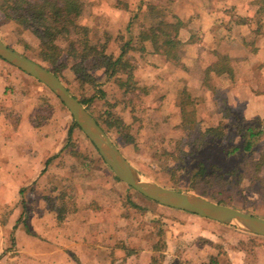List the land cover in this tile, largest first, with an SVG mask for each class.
<instances>
[{
  "label": "crops",
  "instance_id": "crops-1",
  "mask_svg": "<svg viewBox=\"0 0 264 264\" xmlns=\"http://www.w3.org/2000/svg\"><path fill=\"white\" fill-rule=\"evenodd\" d=\"M216 1L205 7L206 14L202 18L192 12L194 9L202 12L199 6L204 0H198V5H194V0H171L168 4L172 14L168 21L177 17L185 24L180 32L181 67L172 64L167 56L152 53L149 49L145 54H137L138 60L149 59L151 66L146 67L153 74L140 82L134 71L139 86L150 91L144 101L146 112H155V108L158 110L163 105L169 107L173 113L168 121L172 134H176L171 137L180 136L177 134L182 131L178 128L182 122L178 99L183 91L198 100V118L204 125L225 121L221 106L248 120L264 119V18L256 21L258 7L255 1L258 0H221L220 7ZM108 7L104 22L105 18L109 19V12L129 13L124 28L139 11L138 6L134 8L129 3L127 7L119 6L118 0H108ZM141 10L143 15L147 14L144 7ZM112 23L103 24V27L115 33L123 29L113 28ZM150 24L154 23L146 19L142 23L136 22L133 29L137 32L139 26ZM221 60L228 62L232 76L228 69L218 72L222 68ZM6 63L0 58V264H132L136 258L129 260L126 257L140 251L144 260L138 264H151L153 248L148 251L150 245L135 250L127 247L121 217L113 219L111 214L105 215L104 199L94 197L97 189L103 191L109 186L110 173L107 171L105 178L101 173L103 167L96 165L90 178L87 176L79 185L76 181L79 178L73 170H64L63 156L70 155L66 149L70 135L67 139L63 136L65 117H59L62 124L60 121L58 125L45 123V117L41 119L39 110L33 107L40 101L33 99L36 101L29 103L24 100L25 93L30 95L28 89L16 103L15 75L20 74ZM164 73L176 77L175 85L163 84ZM20 77L22 83L27 82L26 86L40 90V82L33 81L32 77L31 80ZM35 88L33 91H38ZM49 101L63 114L60 101ZM152 104L158 106L149 109ZM65 173L70 179L63 178ZM71 181L76 182L72 184ZM80 186L85 189L81 197ZM76 189L78 192L74 193ZM62 193L70 195L67 196L69 203ZM94 200L100 205L97 209L90 208ZM70 203L74 209L72 206L70 210L67 208ZM122 220L126 222L124 218ZM259 242L253 247L257 259L252 264H264V242ZM199 248L209 255L210 261L216 257L219 264H251L244 260L247 250H242L240 260L234 252L241 249L225 248L228 258L224 259L223 253L226 252L216 244L200 245ZM189 252V260H186L190 264H193L191 260H195V255L202 256L196 250L192 252L190 246L186 254Z\"/></svg>",
  "mask_w": 264,
  "mask_h": 264
},
{
  "label": "trees",
  "instance_id": "trees-1",
  "mask_svg": "<svg viewBox=\"0 0 264 264\" xmlns=\"http://www.w3.org/2000/svg\"><path fill=\"white\" fill-rule=\"evenodd\" d=\"M148 4L153 11L156 7H161L155 1ZM144 5L145 1H142L139 10ZM84 6L83 0H0V23L12 22L18 31H28L33 35L37 39V47H31L23 41L26 51L23 53L55 73L64 84L67 83L65 85L68 90L83 105L88 106L97 123L118 147L122 140L133 144L136 135L131 133V129L138 119L135 113L137 109L146 113L147 108L140 106L144 105L145 98L150 94L147 88L139 86L136 82L134 71L138 61L137 54H145L149 49L152 53L167 56L172 64L181 67L180 32L185 24L177 17L172 21L163 17L155 24L139 26L135 32V16L128 26L115 33L111 29L100 27L98 21L93 18L88 25L90 27L85 28L86 38L81 42L84 46L80 48L76 43H72L65 55L58 41L70 35ZM90 30L96 34L93 38L88 36ZM99 33L101 35L98 37ZM67 61H73V64L66 80L63 78V72L67 68ZM220 67L222 68L218 69V72L228 69L230 75H233L226 60H221ZM98 71L103 73L102 76L115 80L116 85L120 84L122 96L115 97L114 102H107V89L99 85ZM55 100L58 101L56 98ZM99 102L103 103L102 106L108 105V108H99ZM197 104L198 100L187 91H183L179 96L182 122L178 128L186 134L170 136L169 139L174 142L173 148L164 149L151 159L150 167L155 172L153 179L168 188L193 191L211 201L239 209L243 206L238 204V199L243 198L246 201L247 191H253L264 200V119L248 120L235 114L230 120L208 126L198 118ZM119 106L122 107L123 113L116 115L111 110L119 109ZM68 116L70 117L69 114ZM71 122L70 138L73 130L79 129L72 120ZM142 127L137 130L140 131ZM99 160L103 162L100 157ZM159 174H162L165 180L160 178ZM113 178L117 179L115 176ZM184 180L188 184L185 188L181 186ZM128 203L138 211H146L145 207L133 200ZM146 214L147 212H144L141 215L145 217ZM131 219L133 223L137 221L136 216ZM174 231L175 228L165 221L159 220L157 225L153 220L145 221L140 234L145 236L151 232L154 235L150 241H146L153 248L151 264H184L182 259L186 257L179 260L175 255L169 254L173 252V238H185L187 232L183 230L182 234H176ZM254 236L264 240V237ZM200 239L202 245L211 244L206 237L201 236ZM180 242L187 248L191 245L187 239ZM144 246L142 245L141 249L145 248ZM214 263H219L216 257H212L211 264Z\"/></svg>",
  "mask_w": 264,
  "mask_h": 264
},
{
  "label": "rangeland",
  "instance_id": "rangeland-1",
  "mask_svg": "<svg viewBox=\"0 0 264 264\" xmlns=\"http://www.w3.org/2000/svg\"><path fill=\"white\" fill-rule=\"evenodd\" d=\"M140 1L142 2V0H129V2L128 0H118V4L119 6L126 5L127 7L129 3V5H132L134 8L137 6L140 8V4H141ZM143 1H148L147 3L145 2V5H144V13H147V14L143 15L142 10H139L136 14H134L132 17L137 16L135 23H134L135 26H136V22L142 23L146 19L148 21H151V23H154V24L162 20L163 17H166L167 20L171 19L172 14L170 13V8L168 5L171 0H150V1H155V2L159 1L158 3L161 7L159 6H158L159 8L156 7L155 11L151 10L150 7L148 6L149 5L148 3L150 2L149 0H143ZM163 1H165L164 4H162ZM214 1L216 0H204V4H201L199 6L202 9V12L196 11V9H194V11L192 12V15L200 14L202 18L206 14L205 7L212 6ZM83 2L85 6L83 10L79 13L78 18L76 19L71 29L70 35L67 37L61 38L58 41L60 46L64 49L65 55L69 52L70 46L72 43H76L80 48L84 46V44H82L81 42L84 41L86 38L85 28L90 27L88 25H90V21H92L93 18L98 19L97 23L101 27L103 26V24H111L112 22H115V23H112L113 28L121 29V28H124L125 23H127L126 20L129 17V13H127V11L123 13H117V11L109 12V19L105 18L106 21L105 22L103 21V18L105 16L107 17L108 15V12H106L107 10H109L108 0H83ZM220 2L222 1L217 0L215 2L216 5H218V7L221 6ZM193 3L194 5H198V0H194ZM255 4L258 7L255 10L256 11L255 18L257 21L261 19L262 17L264 18V1L263 0L255 1ZM220 13L224 15L222 11H220ZM227 17L229 18V16ZM93 34H94V31L90 30L88 34L89 38H93L94 36H96V34L94 35ZM97 35L99 37L101 34L99 33ZM0 38L7 45L11 46L12 48H15L17 51H20L22 53L25 51L24 45L22 44L23 41L27 45L34 47V48H36L38 45L37 39L33 35H31L28 31H25V32L18 31L12 22L7 23V24L0 23ZM164 60L166 59L164 58ZM72 62L73 61L66 62L67 68L63 72V76H64L63 78H65L66 80L70 76V67L73 64ZM7 65L10 66L12 69H14L16 73H18V75L20 74L21 76H23L24 79L31 80L30 79L31 77L25 74L23 71L9 64ZM135 65H136L135 72L137 75V79H139L140 82H141V79H143L144 77H152L153 74L149 73L148 68L146 67V66H151L149 59L138 60ZM98 74L100 75L99 85L104 86L105 89H107V93H108L107 102L108 103H110V101L114 102L115 97L120 98L122 96V88L120 84L116 85L115 80H110L108 79L109 77L102 76L103 73L101 71L100 72L98 71ZM20 75L19 76L15 75L16 76L15 77V82H16L15 88L18 92L17 94H15V102L16 103L20 102L19 100L22 97V93H24V91H26L27 89H28V92L31 91L30 95H26V93L24 94L25 95L24 100L29 101V103L32 101H36V100L40 101V103L37 102V104L33 105V107L36 110H39L41 119L42 117H45V121H44L45 123L49 124L53 122V125H55L56 123L58 125L60 121V118H59L60 115H62V118L65 117L64 118L65 120L62 119L65 122L62 121L63 122L62 124V122L60 121V123L62 124V127L63 126L65 127V129L63 127V131L65 130V135L63 136H65V139H67L69 137V134L67 135V133L69 132L70 127L72 126L71 120L73 121L68 110L65 108L64 105H62L63 114H61L62 112L58 111V107L54 105L52 101H49L52 99L55 100V98L58 101H60L55 94H53L47 87H45L41 83H40V86H41L40 90L36 89L33 86H28V85L26 86L27 82L23 81L22 83ZM162 80H163L162 82L164 85L166 84V85L172 86V85H175L176 77L173 76L172 73L171 74L164 73L162 76ZM33 81L37 82V80H33ZM139 81L137 80V82L139 83L138 85H140ZM147 81H149V79H147ZM30 87H31V90H30ZM148 87L150 90H153L152 86H148ZM34 88L38 91L34 92L33 91ZM33 99H36V100H33ZM98 105H99V108H103V109L108 108V105L102 106L103 103L101 102H99ZM143 106L145 107V104L141 105L140 107L144 108ZM157 106L158 105L152 104L149 109H151V107H157ZM168 108L163 105L158 110H156L155 108V112L148 111L146 113L141 112L139 109H137V112L135 114L137 115L138 119L136 120V123L133 129H131V133L136 135L135 143L127 144L125 140H122V143H120L119 145L120 146L119 148L124 154V156L134 166H136L143 174H145L148 178H150L153 181L155 180L153 179L152 176L155 175V172L152 171L150 167L151 159L154 157L155 154L157 155V153H161L164 149H171L173 148V145H174L173 140L169 139V137L172 135H176V134L175 133L172 134L171 132L172 127H171L170 122L168 121L171 118L170 114L173 112H171L170 109ZM117 110L120 113H118ZM220 110L223 112V119L225 121L233 118L235 114L238 115V113L230 111L225 106H221ZM92 111L95 112L94 109H92ZM111 111L115 112L116 115L123 113V109L121 106H119V109H112ZM68 114L71 117L69 119L67 118ZM126 117L127 119L129 118V116H126ZM144 119L145 121L143 122ZM143 125L144 127H142ZM139 127H142L140 131L137 130ZM185 134L186 133L184 131H181L177 135L184 136ZM66 149L68 150V153H70L71 156L70 155H65V157L63 156L62 161H64V170H67V172L69 170H73L74 175H77V177L79 178V180H76L78 181L79 185L81 183L80 181L83 179H86L87 176H89L88 178H90L91 172H93V168H96V165H101L103 167L101 170V173L105 175V178H107L106 177L107 171L108 173H110L111 178L109 181V186L104 187L103 189L104 192L97 189L96 192L94 193V197L100 196L101 198L104 199L102 206H103L105 215L111 214L113 216V219L114 218L117 219V216L121 217V228H124V232L126 233L125 243L127 247H133V250H135V249L140 248V246L142 245L144 246L145 244V246L150 245L147 250L151 251L152 249L151 244H148V242L146 243V241H150V239H152L154 235L153 233L149 232L145 234V236H142L140 234V229L145 223V221L147 220L149 221L153 220L156 225H157V222L160 220V221H165V223L167 222V224L173 226L175 228L174 233L176 234L180 232H181L180 234H182L183 230L187 232V235H185V238L184 237L173 238V242H172L173 252H171L169 255H175V257H177V259L179 260L182 259L183 257H186V259L189 260L188 257H189L190 252L186 254L185 250L187 249V247L185 245H182V242L179 243V241L187 239L189 243L191 244L190 250L192 252L196 250L202 255V256L195 255V260H191L193 261V264H209V261H210L209 255L207 253H204L203 250H200L202 248H199V246L202 245V241L200 239L201 236L208 238L210 240V243L221 246L223 250L225 248H227L228 250H233V251L234 250L237 251L241 249V251L234 252L237 259L241 260L243 258V256L240 255L242 253V250H245V251L247 250V252H245L244 260L252 264L257 259L255 250H253V247L258 246L257 242L259 241L264 242V240H262L261 238L254 237L252 236L253 234L245 233L243 231L238 230L236 227H233V226L224 225L221 223H217L214 221H210V220L198 217L193 214H189V213L179 211L176 209H172V208H168L165 206H160L159 204L158 205L154 204L150 201V199L147 200L148 198L147 199L146 197L144 198V196L136 192L131 187L127 186L126 184H123L118 179L113 178L115 176L113 172L105 164L104 161L102 162L101 160H99L100 155L98 154L94 145L91 143V141L86 137V135L80 129L73 130L71 138L69 137V141H68V145L66 146ZM58 161H61V160H58ZM94 172H95V169H94ZM65 174L63 178L69 177L70 179V176L67 174L65 175ZM159 175L161 176L160 178L165 180L162 174H159ZM262 175H264V172L262 173ZM76 181H71V183L73 184ZM186 183L187 181L184 180V183L181 186L185 188L188 185ZM72 184L70 186H72ZM97 187H99V185H97ZM73 189L75 188L73 187ZM180 191H189V190H180ZM76 192H78L77 189L74 193ZM189 192H193V191H189ZM246 193H247V196L245 198L246 201L243 198L238 199V204L240 206H243L240 208L245 209V211L247 210L246 212H249L251 214L264 218V200H261L257 194H254L253 191H247ZM84 194H85V189L83 186H80L79 197H81ZM62 196L64 199L66 198L67 202L69 203V199L67 196H70V195L68 193H62ZM130 200L131 201L133 200V202L137 203L138 205H142L143 207H145L146 211H143V212L138 211L136 207L132 206L131 203H128ZM126 203L128 204L127 206L125 205ZM99 206L100 205L98 204V202L94 200L90 208L94 207L95 209H97L99 208ZM67 208L70 210L71 209L70 205H68ZM144 212H147V214L145 217H142L141 214H143ZM132 216L137 217V221H134L135 223L132 222V219H131ZM122 218H124L126 222L123 223ZM110 222L115 223L114 220H110ZM137 222H140V223L137 224ZM115 229H117V227H115ZM177 236L178 235H176V237ZM175 241H176V244H175ZM121 242L123 241L121 240ZM222 249L220 250L223 251ZM140 252L133 253L134 255L132 257L128 256L126 258L129 260L131 258H136L135 260H133L135 262H133L132 264H138L140 260H144V254L142 255V253ZM223 255H224V259L228 258L227 252L225 254L223 253ZM186 259L185 258L182 259V261H184V264H190L189 261Z\"/></svg>",
  "mask_w": 264,
  "mask_h": 264
},
{
  "label": "water",
  "instance_id": "water-1",
  "mask_svg": "<svg viewBox=\"0 0 264 264\" xmlns=\"http://www.w3.org/2000/svg\"><path fill=\"white\" fill-rule=\"evenodd\" d=\"M0 58L40 82L57 96L70 113L73 122L91 141L119 181L161 206L264 237V218L211 201L193 192L168 188L148 178L124 156L112 138L97 123L87 105H83L55 73L26 54L12 49L1 38Z\"/></svg>",
  "mask_w": 264,
  "mask_h": 264
}]
</instances>
